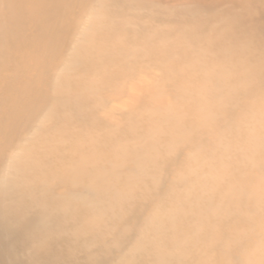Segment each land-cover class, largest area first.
I'll return each instance as SVG.
<instances>
[{"label": "rangeland", "instance_id": "rangeland-1", "mask_svg": "<svg viewBox=\"0 0 264 264\" xmlns=\"http://www.w3.org/2000/svg\"><path fill=\"white\" fill-rule=\"evenodd\" d=\"M2 2L19 15L14 0ZM256 2L52 0L43 40L32 23L4 47L13 54L0 69V144L28 133L22 148L41 167L37 202L25 194L23 203L49 207L59 196L50 207L73 212L83 236L52 254L74 249L68 264H158L153 248L166 247L172 264H264V0ZM76 42L79 63L64 73ZM83 169L119 180L88 198ZM27 237L18 236L16 264H61L46 254L30 261L38 250Z\"/></svg>", "mask_w": 264, "mask_h": 264}, {"label": "bare ground", "instance_id": "bare-ground-1", "mask_svg": "<svg viewBox=\"0 0 264 264\" xmlns=\"http://www.w3.org/2000/svg\"><path fill=\"white\" fill-rule=\"evenodd\" d=\"M256 1H257L256 3H258L260 0H256ZM51 2L52 0H32L31 3L28 2L23 4L24 2H22V4H20V2L18 3L17 0H14L13 3L18 4L20 9L19 15L15 17L14 14L13 15L11 14L12 11L10 10V8H14L13 5L11 4L9 6L8 4H5L4 2H2V0H0V69L2 68V64L4 63L3 61L5 59H8L9 56L13 54V52L6 50L4 47L12 41H15L16 43H20L22 37L28 36L30 32V25L32 23H35V31H36L35 38L38 40H43L46 37L49 29V20L52 16L51 13L53 12V9L50 8ZM29 14H33V16H30ZM85 36L86 37L84 38L87 41L90 39L93 40L90 34V30L86 32ZM80 44H81L80 42H76V44L74 45V49L72 53L74 60L72 59L73 61L68 60L64 62V71H65L64 73L73 71L77 67V64L79 63L78 57L81 56ZM48 47L49 46H47V48ZM51 47L52 48H48V50L46 51L47 52L46 55L49 56V58L51 56H54L56 53L55 45H52ZM3 69L4 67L1 70ZM3 77H2V73L0 72V79H2ZM11 77H13V75H11ZM51 82L54 83L55 80L54 79L49 80L48 86L50 85ZM116 87L117 89H122V87L119 88V84H117ZM94 89L95 88H92L91 90ZM59 99L60 102H63L65 97L63 96ZM204 109L205 107H202V111H204ZM204 112L206 113V111ZM108 116L104 117V120H106L107 122L110 121L108 119ZM41 120L42 122L44 121L43 118ZM14 124H15V120L13 121V125ZM18 132H17V136H20L21 133ZM27 134L28 133H23L22 136L19 137L20 141L18 142V144H14L13 142H6L5 144L4 143L0 144L1 145L0 160H3L2 162H6L4 164L5 165L4 168L7 169L6 175L0 178V264H3L4 262L8 264L15 262L16 264V260L18 258L16 246L21 243V241L18 240V236L20 233L28 234V237L26 238L27 239L26 242L28 241L31 243V245L29 244L30 247L35 246L34 250L35 249L38 250L35 251L37 254H35L34 251H28L30 256H28L27 258L30 259V261L33 260L38 255L46 254L49 260L51 261L54 260L61 261V264H68L64 261L67 259H72V260L74 259L75 253L73 248H72L73 250L68 251V253H71L69 255L68 254L64 255V251H62L60 255H54L51 253V251H52V246L56 245L57 248L62 247L63 245L60 244V241L64 239H66L65 240L66 244H71L74 247H77V245H79L80 242L78 238L83 236H80V234H76L80 225H79V221H76L75 218L73 217V212L72 213L67 212L69 214V217L59 216L58 215L59 211H57V208L50 207L52 203L57 199V197H59L56 195H50L53 202L48 203L51 204L49 207L34 203L28 206V204L23 203V196H25V194L28 195V197L32 200V202H37L36 193L35 190H33V185L37 183V179L41 174L40 172L41 167L39 169L38 164H35L32 158L27 154V149L25 150L22 148L23 144L28 142L25 140V136ZM149 135H151V137H154L156 136V133ZM176 144L178 145V142H176ZM17 150L25 151L23 152L25 153V156H21L24 155L23 153L21 155H17L16 154ZM158 150L155 144H151L147 148V153L151 156V158H155L158 155ZM57 152L58 149L56 148L52 150V154H56ZM138 157L141 156L138 155L136 158ZM93 163L96 164L97 161H95L94 159V162H92V164ZM93 170L92 171H89L87 169L82 170L83 172L86 171L89 172L87 174L88 176L87 182L84 184V186L88 188L87 189L88 192L87 194H85L86 197L88 198L97 197L95 196V192L98 193L99 190H101L99 188L100 186L103 187L104 192H106L107 194L110 193L113 190V184L115 183L114 187H116L117 185V182L115 180L117 179L119 180V178L115 176H113V178L108 177L106 175H101V173H98L99 176H97V174L96 175L93 174ZM114 171L119 172L120 167H115L113 169V172ZM79 172H81V169L79 170ZM79 180H80V176L79 178L76 179V182H79ZM46 184L47 181H44L39 183L38 186L41 185V187L50 190V187H46L48 185ZM80 184L82 185L83 183L80 182ZM104 187H106L108 191H106ZM15 189L16 190L22 189L24 193L21 195L22 197L20 196L21 200L20 203L18 202L19 203L18 205L17 202L14 205L13 204L9 205L7 203L6 197H8L9 193L13 192ZM114 195H122L123 197L119 199L122 201V203L126 199L124 193L117 191V193H115ZM23 206L28 208L27 212L24 210ZM32 222L34 224H32ZM67 224L68 226H66ZM63 227H67L68 230L66 228L64 229ZM39 230L43 233L38 232ZM51 231L53 233H51ZM92 231L93 230L90 231V234L93 233ZM49 233H51V237H52L50 241L49 238H44ZM85 235H89V234L86 233ZM102 241L104 242V244H106L108 239L105 238V240ZM85 245L87 246V243H85L82 246ZM122 247L123 244L122 246L119 245L116 248L121 249ZM165 248L164 249L153 248V250L156 251L157 253L156 261L158 264H172V262H170L166 258V254H162L161 252V251H165L166 250ZM31 252H33L32 254H34L33 257H31L32 255L30 254ZM95 256H96L95 254H91L89 255V259L95 261L96 260ZM49 262L50 261L47 260L45 264H48Z\"/></svg>", "mask_w": 264, "mask_h": 264}]
</instances>
